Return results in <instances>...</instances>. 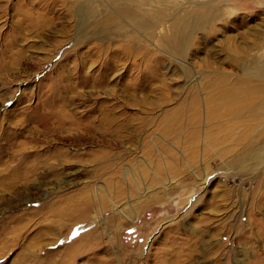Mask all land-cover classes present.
I'll list each match as a JSON object with an SVG mask.
<instances>
[{
  "label": "rangeland",
  "instance_id": "1",
  "mask_svg": "<svg viewBox=\"0 0 264 264\" xmlns=\"http://www.w3.org/2000/svg\"><path fill=\"white\" fill-rule=\"evenodd\" d=\"M0 67V123L37 158L0 185V264L263 258L264 159L226 168L240 132L208 105L221 79L264 84V0H0ZM197 122L223 143L194 156Z\"/></svg>",
  "mask_w": 264,
  "mask_h": 264
},
{
  "label": "bare ground",
  "instance_id": "2",
  "mask_svg": "<svg viewBox=\"0 0 264 264\" xmlns=\"http://www.w3.org/2000/svg\"><path fill=\"white\" fill-rule=\"evenodd\" d=\"M183 38H184V36L181 35V39L180 40H182ZM177 54H179V53H177ZM248 69H250V68H248ZM251 74H253V76H251ZM259 76H260L259 74L248 70V74H245L244 79H239L238 81H236V79H235L234 76H233L234 79L231 82H229L228 79L227 80L221 79L222 80V83L219 84V82H218L219 87H217V89H216V91L219 90L221 97L219 96L220 98L218 97V99H216L215 97H212V98L210 97L211 99L209 100V105H208V106H210V109H211V107H212V109H216L217 107H220V105L221 106H224L225 107L226 116H227L226 119L228 121L227 122L228 124H226L225 126H223V128H222V126L219 125V123H218L219 120L218 119H220V118H218L217 115L221 111V109H222L221 108L220 111L217 113V115H216L217 117L216 118L215 117H211L214 121H217L216 126L214 124L211 125V126L216 127V129L219 126V128L221 130L219 132H222L224 134V136H227V137L232 136V134L235 133L237 130L240 132V133H236V135H238L236 141L235 142L232 141V143L236 144V145H234V147L235 146L236 147L238 146V148H240V152H235V150L234 151H229V152L232 153V155H231V153H228L226 151H225L226 152L225 153L223 150H219V148L216 149V150H219L220 151L219 157H221V159H227L228 161L230 160L229 161V164L228 163L226 164V168L229 167L231 169V168L239 167V168L245 169V166H242V165H245L246 163H248L250 161H251V163L253 165V163H256L258 161L260 162L262 159H264V140H263L264 139L263 138L264 136L262 135V134H264V131H263V133L260 132V134H258L257 137L251 138L250 137V134H251V129H253L252 126L246 125L245 122L242 121L243 119H245L246 121L251 122V123L252 122L253 123H257V124L258 123H261L262 126L264 125V84L263 83H261V84H257V83L254 84V82H253V79L258 78ZM215 88H216V86H215ZM213 95H215L214 92L210 94V96H213ZM197 102L199 103V101H197ZM212 109H211V112H212ZM59 116H61V115H59ZM12 121H13V119H12ZM12 121H11V124L8 125L9 127L7 129H5L3 127V125L0 123V146H3L2 152L0 151V156H1V159H0V167H4L3 170L5 171V173L7 172L6 173L7 175L5 176V174H3L2 173V170L0 169V185L2 187L3 186L6 187V189H8L7 192L15 193V192H18L19 191V189H18L19 187H17L16 184H13V181H12L13 179H15V172L18 171V169H16V168H19V171L18 172L23 176V175H25L24 174V171L21 170L20 168H23L24 164L28 161L29 157H31L29 160H31L33 158L34 161H36L37 158L36 157H32V154H33L32 150H35L36 149L35 146H33L31 148L24 147V141L23 142H20V141L17 140L18 139V134H17V131H16L15 127L13 126L14 124L12 125V123L14 121L13 122ZM155 126H156V124H155ZM176 128L174 126H170V127L165 126L164 129L162 130V133H161L162 135L161 136H166V138H168L173 133L177 134V129ZM201 128L203 129V127L200 126V125H198V122H197L195 124V126L191 129L192 130L191 131L192 134L190 133V135H192L191 138L193 139L192 144H191V146H192L191 147V151L194 154V156L198 155V154H195V153H197L198 151H200V149L202 147L201 146L202 144L207 143L206 145H208L209 143H214V145L218 144L220 146L223 143L220 140H218L219 137L217 139L213 138L212 133H209V134H207V135L204 136L205 133L204 134L202 133ZM205 129H206V127H205ZM48 130L50 131V129H48ZM234 137H235V134H234ZM188 140H189V138H188ZM223 140H225V139H223ZM228 140H229V138H228ZM230 140H233V139H230ZM177 141H178V139H177ZM31 142H35V141H30V143ZM43 142L44 143L45 142L47 143V140H45ZM200 142L202 144H200ZM7 151H8V154L6 156L4 154ZM187 152H189V151H187ZM208 152L209 151L207 150V153ZM211 153H212V151H211ZM204 154H205V152H204ZM18 156H21L22 157L21 159H23V161L20 164L13 166L12 163L14 162L15 159H18L17 158ZM5 158H7L8 160L7 161H4ZM182 158H183V156H182ZM183 159H185V158H183ZM189 161L191 162L192 160H189ZM192 166H193V163H192ZM160 167H161V164H160ZM160 167L158 166L159 171H161L162 170L161 168H163V167H161V168ZM25 176H27V175H25ZM25 182H26V180H25ZM0 198H2V197L0 196ZM0 202H1L0 211L7 210L8 207L13 204L12 202H9V199L8 198H6V199H0ZM83 205H86L88 207V203H85L84 202V204H82V206ZM77 207H79V206H77ZM82 209H83V207H82ZM60 213H61L60 216H64L65 213H66V211L60 212V210H59L58 211V215ZM60 221H61V219H60ZM258 221H259L258 223H259V225H260V227L262 229V232H261V234H255L256 235V239H257V237H259L261 239H264V223L261 220H258ZM0 225H2V223H0ZM6 230L10 231L9 230V227L8 228L4 227V230L3 231L6 232ZM9 233L10 234H13V232H9ZM0 235L3 236L2 234H0ZM244 237L246 238L247 243L250 244V246H252V243L254 242V240L252 239V234L245 233ZM84 238L85 237H82L83 240H84ZM6 242H7V240H6ZM244 255L246 256V253L245 252H243L241 256H244ZM254 264H264V255H263V258H258L257 261L255 260L254 261Z\"/></svg>",
  "mask_w": 264,
  "mask_h": 264
}]
</instances>
